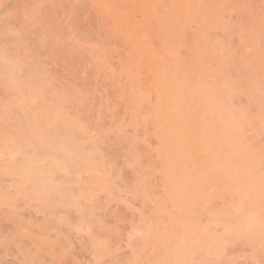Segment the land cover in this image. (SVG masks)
<instances>
[{"label": "rangeland", "instance_id": "1", "mask_svg": "<svg viewBox=\"0 0 264 264\" xmlns=\"http://www.w3.org/2000/svg\"><path fill=\"white\" fill-rule=\"evenodd\" d=\"M165 1H167V4H165ZM165 1L153 0L150 3L149 2L144 3L140 0L137 1L136 0H114V1L98 0L97 5L100 6L101 11L106 18L105 20L108 22V27H111L110 29H112V31L119 34L116 36L115 35L116 33L113 32L114 37L112 38L115 39V37L117 38L118 36L121 35L125 36L124 38L122 36H121L122 38L118 37L124 40L123 42L122 41L121 42L123 43L125 48L127 47L124 44V42L126 43L127 41L133 39L132 37L134 35H132V33L130 34V32L134 33L136 30L135 27H137L138 32L142 30L140 31L141 34L143 33L144 30L147 31L150 30L152 32L154 31L159 34L160 37H158V40L159 38L160 40L159 41L155 40V42L153 41L154 42L153 44L149 41L147 37L148 42L146 43L148 44L146 45L147 47L146 46L145 47L148 50V47L151 48L150 43L154 46L156 41H158L157 43L160 44L156 43L155 49L154 47L152 48L156 50L157 55L159 53L163 55L161 59L163 57L164 58L161 60L159 58L161 54H159L156 59L155 58L156 56L154 54L155 51L154 50L152 51V49L151 51L149 49V52L151 53L150 54L148 53L149 54L148 57L146 56L147 52H145V54L141 53L140 56H143V58L140 57L139 60L144 59V57H146L145 58L146 60H148V58L149 59H152L153 57L155 58V59L153 58L151 62L148 61L149 66L157 67L159 65V67L156 68L159 70V68H161L160 63H163V65L165 63L164 67H166V65L167 67H169L168 65H170V67L167 69L171 70V65H172L171 62L173 61L175 62L176 60H178V62L182 67H186L187 69L193 63H195V65L202 64L203 65L202 67L205 66L206 71L204 70L205 72H201L203 74L201 75L198 74L197 76L196 75L194 76L197 79L196 80L197 83L193 81L195 83V86L192 89L193 91L192 94L195 96L197 95V97L201 96L200 98L206 96V94L208 95L210 94L213 95L216 100H218V97H220V99L223 97L224 105L220 111H215L216 113L215 112L204 113L203 110L200 111L201 109L198 111L199 113L198 112L195 114L185 113L183 119L177 120L179 122L178 126H175L174 128L171 129L169 128V130L165 128L162 130L163 132L158 134V136L161 138L162 141L167 140L172 144L165 145L166 146L165 148H163V145L162 147H160L162 149L159 152H161L162 160L164 158L163 163H167V164H163L161 166L157 164V166L158 165L160 166V167L158 166V169L156 165L154 166L152 165L148 169L150 172V178L154 181L156 180V182L160 184H163L162 187L158 186L157 189L160 191L164 190L162 196H165V198L162 196L157 197L155 201L156 205L153 203L151 204L152 210L150 211H148V209L145 210L146 209V207H144L145 205L139 202L140 200L139 196H137L131 189L129 188L127 189L126 187H124L123 186L124 182L119 183V181H121L120 178L117 177L112 178L113 182L111 181L110 187L113 189H111L112 194L111 193L109 194L108 197L109 201L108 200L107 201L102 200L104 202L100 201L102 204L101 208L99 207V209L97 208L95 210L97 212L101 211L100 213H102L103 210H104L103 212H106L107 209H108L107 211H109V208L110 210H115V208L118 207L119 209L121 208L122 213H125L124 217H122L123 214H120L119 218L122 217V219L126 217L127 212H129L131 209L137 213L138 211H141L143 215L142 217L145 220L150 215L151 217L154 218L157 216L158 217V218L156 217L157 222L150 231L153 233H148L146 235H142L141 238H138L140 243H136L138 242V240L135 241V239H133L132 240L133 242L131 241V243L128 244L127 240L129 238L126 237L127 240L126 238L125 239L121 238V240L123 241H121L120 245H114V247H107L104 242L107 240L108 236H111L113 233H115V229L111 228L113 227L112 225H107L102 221L108 216L107 217L106 216L100 217L98 215L94 216L91 210L85 209L82 203V201L84 202L87 199L86 196L87 191L84 190L85 188L84 185L82 186V189H80L78 192L76 193L74 192V189L77 188V183L74 181V177H75V173H73L74 168H71V166L66 163L69 160L68 157L71 156L70 151H68L69 150L68 146H70L68 144H70L71 142V129L70 130L66 129L67 127H69L68 123L71 120V115L69 114L67 115L65 112L63 114L62 112L56 110L55 105L50 103L49 100L44 99L45 95L42 96L44 97L43 99L41 97L42 100L40 102H37L36 104L33 103V105L35 104V106L37 107L31 106L32 105L31 102H30L31 105L28 104L29 107L26 105V100L29 99L30 101L32 99L31 98L32 94L29 95L26 94L27 96H24L16 93V91L14 90L12 91L10 90V92L12 93L14 92L13 94L9 93V97L12 96L11 98L8 97V99L6 98V99H2L3 100V101L1 100L2 102L0 101L1 103H3L2 106L0 104L1 106L0 137L1 138L3 137L2 134L4 135V138L6 136V138H8L6 139L7 142L9 138H12V140L10 141L11 142H13V140L17 141L15 143H17L16 145H19L20 147H24L30 144L29 147L32 146L33 148L37 149L39 151V155H41L39 156L37 154L36 156V158L39 161L32 160L31 162V159L28 160L21 159L18 161L17 160L14 161L18 156V151L16 150L17 147L16 146L12 150L8 151L9 153L7 154L8 156L7 155H4V157L2 156L3 162L0 159V161L3 163L2 164L0 162V225L4 226V224L7 223L12 224L15 222L18 223L20 222L24 224L22 227L23 230L21 229L22 224H20L18 225L19 227L18 230L16 229V232L18 233L20 238H24V239L31 238L34 241H36V246L38 247L40 261H42V264H60V262L61 264H69V263L72 264V262L73 264H82V263L91 264V262L92 264H99L98 257L100 258L104 257L105 259L106 257L107 258L117 257L121 259L119 261V264H133V263L134 264H164L161 254L164 248L168 244H170L172 240L181 238L186 231H190V233H195L198 231V229L201 230L205 228L206 225L210 224L211 218H214L221 212L228 211L232 213L235 212L237 208H240L239 210L241 212L240 221L243 224L245 223L247 227L246 231L239 232L238 234L236 233L223 234L222 239L220 241L221 243H219L218 247H216L215 250L211 248L209 249L208 246H205V250L202 252V255L198 258L197 263L198 264H246L244 262L245 260H247V264L249 261H250L249 264H259V263L264 264V259H263L264 255H262L264 254L263 253L264 250L262 247L264 241L262 240V238H260L262 237L260 234H263L264 232V228H262V226H264V202H263L264 201V42H263L264 37H262L263 34H259L255 36V35H250L248 33L245 34L232 33L233 35L226 34L223 36L219 35L215 37L207 36L205 35L206 34L205 31L202 32V28H200V25H198L199 20L197 19H199L198 17L199 13L198 12L196 13V11H198L197 0H195L194 4H193L194 0L191 1L165 0ZM175 1L176 3L174 4ZM114 3L118 7H116ZM188 3L190 5L192 4L193 6L191 5L192 6L191 7ZM171 4L174 5L171 6ZM148 6L149 9L147 8ZM163 6L166 8V10L161 12V10H164L162 9ZM177 7L179 9H177ZM186 7L187 9L185 10ZM184 12H186V15ZM7 13L11 15L10 11H7L5 15H8ZM191 13H193L194 15ZM197 14L198 16H195ZM18 19L21 22L19 23L21 25L23 20L21 21V17H19ZM224 20L225 22L228 21L227 19ZM222 22L223 21H219L217 23L222 24ZM200 23L201 22H199V24ZM105 24L107 25V23ZM127 27L128 29H130V32L127 31ZM105 28L106 30L108 29L107 27ZM131 28L134 29L131 30ZM110 29L108 30L111 31ZM112 31L109 33L112 34ZM125 31H127L130 36ZM137 31L134 34H136ZM144 35L146 36V33H143V35H141V38H144ZM126 36H129L127 37L129 40L128 39L125 40ZM135 37H137V35H135ZM188 37H190V39H188ZM145 38L142 39L143 41L142 43H144V41H147ZM137 39L139 40V37H137L134 41L136 42ZM131 43L132 45L134 44V42L131 41L130 45ZM127 45L129 46V43ZM132 45L130 47H133L134 49V46L136 44L134 46ZM139 45L142 44L137 43V46ZM124 46L122 47L124 48ZM122 47H120L121 50L119 48L118 49L120 51H124L125 48L123 49ZM140 47H141L140 49L145 50L144 47L142 46ZM135 49H137V47H135ZM140 49L133 51L137 54L138 51L140 52L142 51ZM167 49H169L170 51ZM165 51L169 52L168 54L170 56L165 55L164 54ZM138 54L140 53L138 52ZM182 54H184L186 57L185 56L183 57ZM150 55H152L153 57L151 58ZM155 60L156 61L158 60L157 61L158 63ZM154 63L157 65L154 66L153 65ZM52 65L55 66L56 68L59 64L53 63ZM60 67L61 66L59 65L57 67V70H62V67L61 68ZM158 70L157 72H159ZM61 78L62 79L60 78L59 79L63 80L62 83L64 84L66 82V78L64 76H61ZM63 78H65V81ZM60 80L58 82H61ZM69 86H71V84H69ZM70 89L71 87L69 88V92L71 93ZM21 97L25 100L24 101L25 103L23 102ZM18 98H20L22 101ZM31 101H33V99ZM22 102L24 103V106H26V108L23 107ZM20 105H22V109L24 108L23 110L21 109ZM53 116L56 117L53 118ZM54 119H56V121H54ZM192 126L193 128H191ZM210 126L213 129H210ZM205 131L207 132V134L205 133ZM33 134H35L34 137ZM151 137H154V135L151 134ZM1 138H0L1 141H6L5 139L2 140ZM68 140H70V142ZM40 146L42 147V150L44 149L43 150V152L45 151L44 153L40 151L41 150V148H39ZM172 146H175V148H177L178 151L177 150L172 151L173 148ZM215 150L216 151L220 150V151L216 152ZM42 154H44V156ZM29 156H33V155H29ZM5 158H7V160ZM52 158H54L55 161ZM198 158L200 159L198 160ZM169 159H171L172 161L174 160V162L176 161L181 163L178 164L174 169L169 164L171 163V160L169 161ZM52 161L55 163H53ZM51 164L54 166H52ZM188 165L191 167H189ZM195 166H198L200 169ZM226 167L229 170H227ZM52 172L55 174L53 175L54 177L52 176ZM209 172L212 174H210ZM2 173H5V175ZM56 173H60V174H56ZM162 173H163V177L161 176ZM38 174L40 178L39 176H37ZM44 175H46V177ZM48 175L50 176L48 177ZM159 176L162 178H160ZM155 177L157 179H155ZM3 178L4 181H1L3 180ZM182 181L184 182L182 183ZM258 186H262L263 188L262 190H260L259 193L257 191L255 193V188H258ZM121 187H123V189ZM131 193L133 194L131 195ZM134 195H136V198L139 200H137ZM253 195L255 199L254 201H252ZM173 197L175 199H173ZM69 199L71 201H69ZM130 199H134V200H130ZM168 200L171 202L168 203ZM131 202L136 203L137 206L139 205L141 206H139L138 208L136 207L135 204L134 207L133 205H131ZM138 202L140 204H138ZM103 205L105 206V208ZM169 205H171V207H169ZM122 208L126 211L122 210ZM80 210L83 211L80 212ZM84 211L87 212L83 213ZM109 212H106V214ZM145 212H147L148 214L146 213L145 215ZM152 213L155 216L152 215ZM79 215H82L81 218L83 217V215L86 218L84 219L83 217L81 219ZM111 216H113V213L112 215H109L108 218L110 219ZM165 217L167 218L166 220H170V219L172 220L168 221L167 223ZM209 217L210 219H208ZM93 225L95 226L96 229L94 228ZM88 226L90 227L91 230L89 240H87L88 238H86L84 233L86 232L85 230H87ZM93 230H94V234L92 233ZM98 230L102 231L100 232L101 234L105 233V235L101 236V237L104 236L103 239L101 237H98V235H101L98 232ZM104 230H106V232ZM257 230H259L258 232L259 234L257 233ZM38 233L41 234H39L38 236ZM124 233L125 236L129 234L128 232L127 234L126 232ZM114 236H116V234ZM2 239L3 238H1V240ZM260 240L261 242L259 243ZM2 246H3L2 248H5L4 245ZM227 246L228 247L232 246L231 247L232 249L229 248L231 251L228 250ZM88 249H90V251ZM233 249L234 250L236 249L237 251L235 252ZM239 249H241V251ZM50 251L52 254L50 253ZM126 251L129 252V253L127 252L128 253L127 255L124 254V252ZM227 251H229V254L231 253L230 257L229 254L228 255L226 254L228 253ZM121 252H123L122 254H124L125 256L121 255L120 254ZM234 252L237 254H234ZM143 253L145 256L143 255ZM47 256H49L48 257L49 259L47 258ZM1 257L2 254H0V259ZM261 258L263 262L260 261ZM67 260L69 263H67ZM95 260L97 261V263H95ZM231 261L232 263H230Z\"/></svg>", "mask_w": 264, "mask_h": 264}, {"label": "bare ground", "instance_id": "2", "mask_svg": "<svg viewBox=\"0 0 264 264\" xmlns=\"http://www.w3.org/2000/svg\"><path fill=\"white\" fill-rule=\"evenodd\" d=\"M140 1L144 3L147 2L150 3L153 0L152 1L140 0ZM194 2L195 0L193 1V4ZM175 3L176 1L174 2V4ZM97 4H98V0H0V7H1L0 8V101L2 99H6V98L8 99L9 93L10 94L14 93V92L13 93L10 92V90L11 91L14 90L16 91V93L24 96H27L26 94L28 95L32 94V97L31 96L30 97L33 99V101H31L32 99L30 101L29 99L26 100V105L28 107H29L28 104H30V102L32 104V105L30 104L31 106H35L37 102H40L45 97L44 99L49 100L50 103L55 105L56 110L62 112L63 114L65 112L67 115L68 114L71 115V120L68 123L69 127L66 128L68 130L71 129V142L70 140H68L70 142V144L68 145L70 146L67 145L69 147L68 151H70L71 156L68 157L69 160L66 163L70 165L71 168H74L73 170V173H75L74 181L77 183V188L74 189V192L75 193L78 192L80 189H82L83 185L85 186L84 190L87 191L86 192L87 199L84 202L82 201V203L86 210L89 209L92 211V214L94 216L98 215L100 217H104V216L109 217V215H112L113 213V216H111L110 219L107 217L105 218L106 220L103 219L102 221L107 225H112L113 227L111 228L115 229V233L112 234L110 232L112 235L108 236L107 240L104 242L107 247H114V245H120L121 241H123L121 240V238L124 239L126 237L129 238L130 240L129 239L127 240V238L126 240L128 241V244H130L133 239H135L136 241L138 240V238H141L142 235L153 233L150 231L157 222L156 220L157 216L154 218L151 217L150 215L145 220L142 217L143 215L141 211H138L137 213L131 209L129 212H127L126 217L122 219L125 213H122L121 208L119 209L118 207L117 208L114 207L115 210H110L109 208L110 212L107 211L108 210L107 209L106 212H109L107 214L106 212H103L104 210L102 211V213H100L101 211L97 212L95 209L97 208L99 209V207L101 208L102 206L100 201L102 200L107 201L109 199L108 198L109 194L111 193V189H113L110 187L112 178L114 177L120 178L121 181H119V183L124 182V184L122 183L124 187H126L127 189L128 188L131 189L137 196H139L140 200L136 198V195H134L135 198L139 200L140 203L145 205L144 206L146 207L145 210L147 209L148 211L152 210L151 204L152 203L155 204L157 197L162 196L164 190L160 191L157 189L158 186L162 187L163 184L156 182V180L155 181L152 180L150 178V172L148 169L152 165L157 166V164H159L161 166L163 164H167V163H163L164 158L162 160L161 152L159 151L162 149L160 148L162 147V145L163 148H165L166 147L165 145L172 144L167 140L162 141L161 138L158 136V134L163 132L162 130L165 128L169 130V128L171 129L174 128L175 126H178L179 122L177 120L183 119L185 113L195 114L200 109H201L200 111L203 110L204 113H213L215 111H220L224 105V101H223V97L221 99L220 97H218V100H216L214 96L210 94L209 95L206 94V96L202 98H200L201 96L197 97V95L195 96L192 94L193 93L192 89L195 86V83L193 81L196 82L197 80L194 76L195 75L197 76L198 74L201 75L203 74L201 72L206 71L205 66L202 67L203 66L202 64L195 65V63H193L187 69L186 67H182L178 62V60H176L175 62L174 61L171 62L172 63L171 70L167 69L170 67V65H168L169 67H167V65L166 67H164L165 63L164 65L163 63H160L161 68H159L158 70L156 68L159 67V65L157 67H153V66H149L148 64L149 63L148 61L151 62V60H153L154 58L152 55H150L151 58L153 57L152 59L148 58V60H146L145 59L146 57H144V59L139 60L140 57L143 58V56H140L141 53L145 54V52H147L146 56L148 57L149 54L151 53L149 52V49L150 51L151 49L152 51L155 49L156 43L160 40V38L158 40V37H160L159 34L154 31L152 32L150 30L148 31L144 30L145 29L144 28L143 30L145 32L143 31V33H146V36L144 35V38L146 37L145 39L147 41H144V43H142L143 42L142 39H144L141 38V35H143V33L141 34L140 31L142 30L138 32L137 27H135L136 28L135 32L137 31V33L134 34L135 32L134 33L130 32V29H128L127 27V31H129L130 34L132 33V35L134 36L133 37L131 36L133 39L130 38L131 40H129L127 37H129L130 35L128 34L127 31H125L129 35L126 36L125 40L128 39L130 42L131 41L134 42L133 45L131 43L132 46H134L135 44L136 45L134 46L133 49V47H130L131 46L130 42L127 41L129 43V46L127 45L128 44L127 42L126 43L124 42V44L127 47L125 48V46L122 43L124 40L118 38L121 37L122 35L118 36L117 38L115 37V39L112 38L114 37L113 34L116 32L112 31V29H110L111 27H108V22L105 20L106 18L102 13L100 6H98ZM165 4H167V1H165ZM173 5L171 4V6ZM197 5H198L197 8L198 11H196V13L198 12L199 16L198 14L195 16L199 17V19H197L199 20L198 25H200V28H202V32L205 31L206 33L205 35L207 36L215 37L219 35L223 36L232 33L233 34L248 33L250 35H255V36L259 34L264 35V0H197ZM163 7L162 9L164 10H161V12L166 10V8ZM187 7L185 8V10L187 9ZM147 8L149 9V6ZM177 9L179 8L177 7ZM7 11H10L11 15H9L8 13H7L8 15H5ZM184 13L186 15V12ZM19 17H21V21L23 20L21 25L19 24L21 23L18 19ZM224 19H227L228 21L225 22ZM219 21H223L222 24H218L217 22ZM199 22L201 23L199 24ZM105 23H107V25ZM104 25L105 27H107L112 31V34L109 33L111 31H109L108 29L107 30L109 32L106 30ZM133 29L131 28V30ZM115 35L117 36L119 34L116 33ZM135 35L139 37V40L137 39L136 42L134 41L137 38L135 37ZM263 35L262 37H264ZM122 37L124 38L125 36ZM147 37L152 44L155 42V40H158L156 41L154 46L149 42L151 48L148 47V50L146 49L147 47L146 45L148 44L146 43L148 42ZM188 39H190V37H188ZM137 43L138 44L141 43L142 45L137 46ZM122 46H124L125 49ZM140 46L144 47L146 51L140 49L141 48ZM120 47H122L124 51H120L121 50ZM135 47H137V49H135ZM152 47H154V49ZM139 49L142 51L141 52L138 51L140 54H138L137 52L138 54L137 55L133 50H139ZM154 51H155L154 54L156 56L155 58L157 59V56L161 53L157 55L156 50ZM168 53L169 52L165 51L164 54L170 56ZM162 56L163 55L161 54L159 58L161 59ZM182 56L184 57L185 55L182 54ZM53 63L59 64L62 67V70H57V67L59 65L55 68V66L52 65ZM155 63L153 64L154 66L157 65ZM157 70L159 72H157ZM61 76H64L66 78V82L64 84L62 83L63 80H60L62 79ZM65 78H63L64 81ZM59 80L61 82H58ZM69 84H71V86H69ZM70 87H71L70 89L71 93L69 92ZM43 95L45 96L42 97ZM11 97L12 96H10L9 98ZM21 99L23 100V102L25 101L22 97ZM1 102L0 104L2 106L3 103ZM24 103H23V107L26 108V106H24ZM33 103L35 104L33 105ZM1 106H0V110H1ZM20 106L22 109V105ZM55 117L56 116H53V118ZM54 121H56V119H54ZM191 128H193V126ZM210 129L213 128H211L210 126ZM205 133L207 134L206 131ZM151 134H153L154 137H151ZM34 135L35 134H33V137ZM2 136H3L2 138L0 137L2 140L8 139L6 138V136L4 138L3 134ZM10 140H12V138H9L8 142ZM8 142L7 140L6 141L0 140L1 157L2 156L4 157V155L9 154L8 151L12 150L17 146L16 150L18 151V156L14 161L16 160L18 161L21 159H27V160L31 159V162L32 160L39 161L36 158L37 154L39 155V151L33 148L32 146L29 147L30 144L24 147H20L19 145H16L17 143L15 142L17 141L15 140H13V142L11 141L9 143ZM172 147H173L172 151L175 150L178 151V149L175 148V146ZM39 148H41L40 151L43 152L44 149L42 150L41 146ZM219 151L217 150L216 152ZM29 155H33V156H29ZM42 155L44 156V154ZM1 157L0 159L3 162L2 160L3 157L2 158ZM5 159L7 160V158ZM199 159L200 158H198V160ZM170 160L171 159H169V161ZM180 163L181 162H176V161L174 162V160L173 161L171 160V163L169 164L175 169L176 166ZM227 170L229 169L227 168ZM2 174L5 175V173ZM56 174H60V173H56ZM53 175L55 174L52 172V176ZM37 176H39V174ZM44 176L46 177V175ZM49 176L50 175H48V177ZM161 176L163 177V173ZM155 179L157 178L155 177ZM1 181H4V178ZM183 182L184 181H182V183ZM121 188L123 189V187ZM262 188H263L262 186H258V188H255V193L256 191L259 193L260 190H262ZM132 194L133 193H131V195ZM162 197L165 198V196ZM173 199L175 198L173 197ZM252 199H253L252 201L255 200L254 195ZM130 200H134V199H130ZM69 201L71 200L69 199ZM139 202L138 204H140ZM169 202L171 201L168 200V203ZM135 204L136 203L131 202V205H133L134 207ZM139 206H137L136 204V207L139 208ZM169 207H171V205H169ZM122 210L124 209L122 208ZM239 210L240 208H237L235 212L232 213L228 211H223L214 218H211L210 224L206 225L205 228L201 230L198 229V231L195 233H190V231H186L181 238L172 240L171 243L164 248V250L162 249L163 252L161 254L162 255L161 257L162 260L164 261V264H198L197 263L198 258L202 255V252L205 250V246H208L209 249L211 248L215 250L216 247H218L219 243H221L220 241L222 239L223 234H231V233L238 234L239 232H243V231L245 232L247 227L245 223L243 224L240 221L241 212ZM81 211L83 210H80V212ZM86 212L84 211L83 213ZM147 212H145V215ZM120 214H123L121 218H119ZM84 215L83 217L85 219L86 217ZM152 215L154 214L152 213ZM79 216L81 218L82 215ZM166 217L165 220L168 218ZM208 219H210V217ZM170 220H166L167 223ZM20 224L22 223L15 222L12 224L10 223L4 224V226L0 225V254H2V257L0 259V264H42V261H40L38 247L36 246V241H34L31 238L30 239L20 238V236L16 232V229L18 230L19 227L18 225ZM23 225L24 224H22L21 226L22 230H23L22 228ZM262 228H264V226H262ZM85 231H86L84 232L85 236L86 238H88L87 240H89V236L91 233L90 227L88 226L87 230ZM104 231L106 232V230ZM98 232L100 233L102 231L98 230ZM124 232H126V234L128 232L129 234L125 236ZM258 232L259 230H257V233ZM92 233L94 234V230L92 231ZM39 234L41 233H38V236ZM115 234L116 236H114ZM102 235H105V233L98 235V237H101ZM260 235L262 236L260 238H262V240L264 241V232L263 234ZM103 237L101 238L103 239ZM1 238L5 240L3 239L1 240ZM260 242L261 240L259 241V243ZM136 243H140L139 240ZM2 245H4L5 248H2L3 247ZM231 247L229 246L228 250L232 249ZM262 247L264 250V243L262 244ZM236 249L233 250L236 252L237 251ZM241 249L239 250L241 251ZM88 250L90 251V249ZM127 252L128 251L124 252V254L127 255L129 253ZM227 252L228 253L226 254L228 255L229 251ZM235 252L234 254H237ZM122 253L123 252H121L120 254L124 255ZM48 257L49 256H47V258ZM98 260H99V264H119V261L121 259L117 257L116 258L106 257V259L104 257L103 258L98 257ZM232 261L230 263H232ZM260 261H262V258ZM67 263H69L68 260ZM95 263H97L96 260ZM244 263L247 264V260H245ZM249 263L250 261L248 262V264Z\"/></svg>", "mask_w": 264, "mask_h": 264}]
</instances>
